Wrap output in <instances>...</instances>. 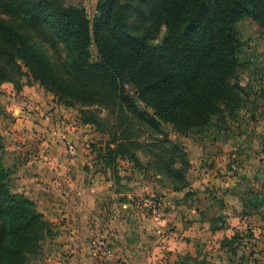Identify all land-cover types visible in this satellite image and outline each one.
I'll return each instance as SVG.
<instances>
[{"label":"trees","instance_id":"1","mask_svg":"<svg viewBox=\"0 0 264 264\" xmlns=\"http://www.w3.org/2000/svg\"><path fill=\"white\" fill-rule=\"evenodd\" d=\"M96 11L90 21L63 0H0V85L19 91L26 70L55 103L77 107L84 124L103 132L99 115L106 111L114 120L109 166L123 157L137 162L133 122L186 133L239 109L245 90L236 24L252 19L264 34V0H102ZM46 31L64 48L63 74L35 46ZM167 151V159L164 148L156 156L154 170L173 191L185 190L183 151L172 142ZM8 177L0 151V264H29L49 224L31 199L11 191Z\"/></svg>","mask_w":264,"mask_h":264},{"label":"rangeland","instance_id":"2","mask_svg":"<svg viewBox=\"0 0 264 264\" xmlns=\"http://www.w3.org/2000/svg\"><path fill=\"white\" fill-rule=\"evenodd\" d=\"M63 1L68 6L84 9L87 18L92 21L97 12L96 7L102 0ZM132 19L130 17V20ZM236 31L243 44L237 77L245 90L239 109L232 116L225 113L224 116L215 117L205 129H191L186 133L175 131L171 126L164 124H161L158 132H151L144 127L137 129L133 122V128L130 129L131 138L139 141V147L135 150L137 162L123 157L117 158L111 166L105 164V146L110 139L109 129L114 124V120L106 111L99 115L106 124V133L95 126L84 124L77 107L57 103L59 118H53L50 125L41 129L21 127L22 132L17 131L14 129L16 116L22 113L26 117L35 107L30 109L22 103L18 104V98L27 103L30 95L38 101L43 100L41 95L52 98L54 96L45 92L26 70L20 79L22 86L19 91L7 83L0 85V151L2 163L9 174L11 191L31 199L36 210L50 224L43 213L46 208L39 203V197L31 195V188H28L31 184H27L24 179L29 169L40 170L39 167L28 163L40 162L49 153L51 144L58 143L62 157L84 159L87 162L84 167L85 174L100 175L113 182L115 187L113 185L111 189L120 194L130 193L131 198L128 201L138 213L164 218L165 206L170 204L167 200H162L161 196L165 193L171 194L173 187L166 178L155 172L153 164L163 148L164 156L168 158L166 156L170 152L167 149L169 142H172L181 148L188 164L185 176L189 200L185 204L186 207L201 213L194 214L200 225V239L216 238V242L226 236L240 239L242 246L237 248V254L233 256L234 261L227 264H264V34L252 19L238 22ZM162 37L163 32L160 33L159 39ZM33 40L46 60L63 74L61 67L67 64L66 56L58 40L48 31L46 35ZM26 90L30 91V95L25 94ZM139 105L143 108V105ZM49 113L51 111L42 114V120H45ZM54 120V125H51ZM103 126L105 128V125ZM22 139L26 141H20ZM162 142L164 145L159 148ZM29 144L32 147L42 145V156L37 154L38 151L34 155L33 150L23 152L16 149ZM69 146L74 148L73 154L69 152ZM176 160L174 166L179 168V160ZM125 186L127 190L124 189ZM29 192L31 194H28ZM228 192H231V197L227 196ZM148 198L159 201L160 206L156 212H152L145 205ZM248 201L258 207H246ZM205 213L211 216V219H208ZM111 215L115 216V212ZM210 221L213 225L225 227V230L215 236L210 235ZM48 235L44 234L40 241V252L29 264H41L47 255Z\"/></svg>","mask_w":264,"mask_h":264},{"label":"crops","instance_id":"3","mask_svg":"<svg viewBox=\"0 0 264 264\" xmlns=\"http://www.w3.org/2000/svg\"><path fill=\"white\" fill-rule=\"evenodd\" d=\"M29 93L26 90L25 94ZM41 98L43 100L38 101L30 95L27 103L17 99L18 104L30 109L35 106L36 112L31 110L26 117L18 114L14 129L21 132V127L41 129L50 125L53 118H59L56 110L59 107L52 96L41 95ZM50 111L42 120V114ZM51 145L49 153L40 162L28 163L40 170L29 169L24 179L31 184L28 188L32 194H28L40 198L39 203L46 208L43 211L45 218L51 224L49 249L41 264H96V244L106 230L112 236L116 264H227L234 261L237 248L242 246L241 240L227 236L220 242H216V238L201 240L198 218L194 216L196 209L185 204L189 200L187 189L162 194V200L171 205L165 206L164 218L144 215L128 201L130 193L120 194L111 189L113 182L100 175L85 174L87 162L84 159L62 157L58 143ZM16 149L23 152L33 150L34 155L38 151L37 154L42 156V145L32 147L29 144ZM124 189L127 190L126 186ZM227 196L231 197V192ZM114 212L115 216H112ZM204 215L207 216L206 213ZM207 217L211 219V216ZM210 223V235L215 236L225 230L221 225Z\"/></svg>","mask_w":264,"mask_h":264},{"label":"built area","instance_id":"4","mask_svg":"<svg viewBox=\"0 0 264 264\" xmlns=\"http://www.w3.org/2000/svg\"><path fill=\"white\" fill-rule=\"evenodd\" d=\"M69 152L73 154L74 148L69 146ZM145 205L152 212L157 211L159 209L160 203L157 199H146ZM97 246V255H96V264H116L114 260V248H113V240L110 233L106 230L102 234V238Z\"/></svg>","mask_w":264,"mask_h":264}]
</instances>
